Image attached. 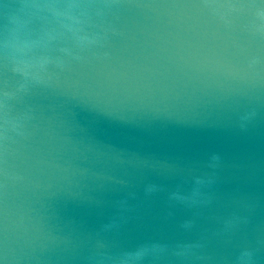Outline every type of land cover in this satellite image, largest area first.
<instances>
[{"label": "clouds", "instance_id": "1", "mask_svg": "<svg viewBox=\"0 0 264 264\" xmlns=\"http://www.w3.org/2000/svg\"><path fill=\"white\" fill-rule=\"evenodd\" d=\"M0 28V264H149L156 246L81 256L59 206L118 160L74 108L199 122L264 101V0H22ZM238 264H249L247 253Z\"/></svg>", "mask_w": 264, "mask_h": 264}, {"label": "water", "instance_id": "2", "mask_svg": "<svg viewBox=\"0 0 264 264\" xmlns=\"http://www.w3.org/2000/svg\"><path fill=\"white\" fill-rule=\"evenodd\" d=\"M22 0H0V28ZM188 123L74 108L77 138L118 160L59 206L81 256L156 246L149 264H264V101ZM73 264H88L77 260Z\"/></svg>", "mask_w": 264, "mask_h": 264}]
</instances>
